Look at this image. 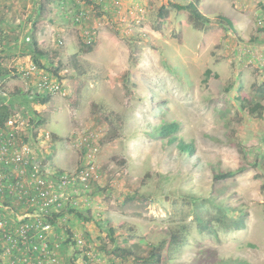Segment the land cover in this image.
<instances>
[{"label": "rangeland", "instance_id": "rangeland-1", "mask_svg": "<svg viewBox=\"0 0 264 264\" xmlns=\"http://www.w3.org/2000/svg\"><path fill=\"white\" fill-rule=\"evenodd\" d=\"M26 1L37 7L36 0ZM188 1L61 0L53 2L59 13L41 15L38 28L43 35L50 30L45 48L60 50L58 75L53 73L55 65L49 66L58 57L37 59L50 75L60 77L65 94L52 95L39 113L32 109L36 104L43 106L38 99L45 90L37 86L38 74L25 81L22 73L41 67L33 62L32 50L26 53L21 46L20 65L11 69L19 77L9 88H20L21 93L24 89L36 100L31 105L22 96L16 104L10 100L15 105L11 114L32 117V110L40 115L44 122L38 129L50 132L51 152L55 151L61 169L65 166L59 157L64 153L76 159L71 170L80 164L79 151L70 142L75 130L74 136H80L82 129L98 136L100 179L92 191L98 192V199L87 211L89 217L78 225L70 218L73 213L60 220L83 228L81 238L50 242V230L48 258L22 248L9 254L3 251L0 264L23 257L28 258L27 264H36L39 258L38 264H57L58 250L67 264H133L112 257L109 227L115 229L113 237L120 246L134 241L145 244L142 250L146 251L158 241L168 243V227L183 220L189 224L186 242L174 259L164 253L160 264H215L220 259L264 264V114L252 117L239 105L253 81H264V31H260L264 0H200V12L211 20L200 30L191 26L185 11L169 7L171 2ZM163 6L169 14L160 18L158 10ZM78 11L82 13L77 15ZM220 13L234 21V30L227 32L218 23ZM87 32L94 36V50L81 53ZM75 52L77 70L69 60ZM207 69L210 77L202 82ZM29 81L36 90L28 89ZM0 90H7L6 86L0 84ZM164 123L176 125L171 135L193 145L190 155L151 137L154 127ZM35 132L33 140H27L40 149ZM229 171L236 173L214 178ZM199 202H203L200 209ZM214 204L236 213L244 211V228L225 233L215 223L216 233L202 230L194 214H217Z\"/></svg>", "mask_w": 264, "mask_h": 264}, {"label": "built area", "instance_id": "built-area-1", "mask_svg": "<svg viewBox=\"0 0 264 264\" xmlns=\"http://www.w3.org/2000/svg\"><path fill=\"white\" fill-rule=\"evenodd\" d=\"M81 13L82 11H78L77 15ZM79 18L80 16L76 17ZM85 37L87 44L95 41L93 34L87 32ZM34 74L39 75L37 86L45 90L44 96L65 94L61 81L44 68L32 66L22 76L28 81ZM38 127L39 125H34L30 114L23 115L16 111L0 127V250L9 254L27 248L39 253L41 258H48L46 234L52 227L49 219L54 212L78 208L80 200L92 193L93 185L100 179L96 163L99 145L98 136L94 133L82 129L80 136H74V132L78 131L75 130L70 136V142L79 151L80 164L74 170L61 169L48 157L52 144L50 132ZM25 131L30 132L31 136H26ZM35 131V139L47 155H38V148L27 140H33ZM8 202L16 203V211L24 210L16 212L18 222H15L18 225L15 231L9 229L7 217L2 214L14 211ZM4 242L8 246H4ZM41 258L35 263L42 261ZM28 261L27 257H23L10 260L9 264H27Z\"/></svg>", "mask_w": 264, "mask_h": 264}, {"label": "trees", "instance_id": "trees-1", "mask_svg": "<svg viewBox=\"0 0 264 264\" xmlns=\"http://www.w3.org/2000/svg\"><path fill=\"white\" fill-rule=\"evenodd\" d=\"M61 0H38L39 4V12L40 14H43L45 12V9L47 5H49L52 2H59ZM199 2L200 0H189L188 2L184 4L179 3H170L169 7L178 11H185L188 15V18L190 20L191 26L196 29L200 30L203 29L204 25L210 24L211 20L202 14L199 9ZM264 10V8H262ZM169 14V8L167 6L160 7L158 10V16L165 17ZM218 17V23L224 27V30L229 32V30H234L235 23L231 20L226 14L220 13L217 14ZM260 28H258L259 30ZM264 28L260 29V31H264ZM36 36L34 32L31 33L30 36V42H28L30 49L33 52V62L37 64L39 67L43 68L42 64H40L39 60L37 58H45L46 60L50 61L53 58L58 57L57 63L50 62L49 66L52 67V65H55L53 67L54 74H58V71L60 70L61 66V54L59 53V49L56 50H49L45 48H41L39 44L37 43ZM94 50L93 43L92 44H81L79 47V51L81 53H87L92 52ZM50 58V59H49ZM69 60L72 63V68L76 67V63L78 60V54L75 52L69 56ZM210 70H205L204 72V78L202 82H206L207 78L210 77ZM57 76V75H56ZM59 77V76H57ZM60 78V77H59ZM229 88H226V91ZM249 92H246L241 98H239V105L241 110L246 111L248 115L255 117V118H261L264 114V81H261L260 83L257 81H253L249 86ZM23 96H30L28 92L21 93ZM51 97V94H47L46 96H42L38 99V103H45L49 101V98ZM32 99L36 100L32 97ZM11 108L4 104L0 103V127H2L8 117L11 115ZM32 113V119H34V125H39L44 122L43 119H41L40 115H37L35 112L30 110ZM38 117V118H37ZM176 130V125L164 123L162 125H158L157 127H154V129L151 131L152 136L154 138L164 139V142L170 146H174L176 149L179 150V152H182L183 154L190 155L193 152V145L187 142H184L183 140L179 139L177 136H172L171 134ZM111 139V138H110ZM236 172L229 171L226 173H220L215 174V179H225L228 177H231ZM261 187L264 188V184H261ZM212 197H217L212 196ZM211 197V198H212ZM211 198H208L209 200L213 201ZM217 199V198H213ZM200 200V199H199ZM204 201H207L206 199H202ZM191 201H194V197ZM203 202H199L198 208H202ZM215 205V204H214ZM216 206V205H215ZM219 211H217V214H211L210 217H206L204 213L196 212L195 218L198 221L199 225H201L202 230L206 229L207 231H210L211 233H216L215 223H218L221 227L224 228V232H231V231H237L244 228V223L246 221V213L244 211L242 212H234V211H228V208L221 206H216ZM197 208H195V202H193V213L195 212ZM214 215V216H213ZM179 223V222H178ZM177 225H170L168 227L169 231V238L168 243H166L165 240L158 241L155 244H150L148 249L146 251L142 250V246L145 244H140L138 242H126L127 246H120L118 242L114 239L113 234L115 232L114 228L109 227L107 236L113 243V246L111 250L109 251L112 255V257L120 259L122 261H132L133 264H160L163 259V254L167 256L169 260L174 259V255L179 253L181 250V246L184 245V243L187 240L188 235V223L183 220V224ZM128 232L132 233L133 230L131 228H128ZM215 264H240L239 261H229L228 260H217L215 261ZM204 263H209L207 261H204ZM211 264V263H210Z\"/></svg>", "mask_w": 264, "mask_h": 264}, {"label": "crops", "instance_id": "crops-1", "mask_svg": "<svg viewBox=\"0 0 264 264\" xmlns=\"http://www.w3.org/2000/svg\"><path fill=\"white\" fill-rule=\"evenodd\" d=\"M99 1L101 3L106 4L104 0H99ZM125 1L131 2L132 0H125ZM23 2L26 4L22 5L21 0H0V60H1L0 61V84L5 85L7 89L5 91L0 90V100L3 99L2 103L8 102V104H11L13 102L14 104H16L17 98L20 99V96H22L24 97L26 101L30 102V105H31L32 103H34L31 96H23V94L21 95L22 91L20 88H17V87L9 88L14 82V80L19 77L18 75L16 76L15 75L16 73L11 69H14L12 68L14 66L17 67L18 65H20L18 53H20L22 49L21 46H24L23 49L26 53H30L31 50H30L28 42H30V36L32 32H34L37 38L36 39L37 43L39 44L41 48H42V45L44 46L43 48H45V46H48L51 39H50L49 29H48L47 35H43L41 28H38L37 26L38 24H40L39 22H41V19H42L41 17L42 14H40L39 12L38 0L33 2L34 4H37V7H33L34 5L33 6L29 5V2L27 3L26 0H24ZM99 5L101 6V4ZM58 10L59 9L56 6V3L53 4L52 2L49 5H47L45 12H50V14H52L53 12L59 13L60 11ZM58 18H60L59 14H58ZM77 68H78V65H76V67L72 69L77 70ZM27 85L29 87L28 89L36 90V87L30 81ZM24 92H27V91L23 89V93ZM47 102L43 103V106L40 104L33 105L32 109H34L35 111L39 113L40 111L39 109L44 107L47 104ZM14 104L10 105V108L12 111H14L13 109L15 108ZM35 148L37 149V147ZM38 153H41L43 155L46 154V152L42 150L41 148L37 150V154ZM54 154H55V151H52L50 152V156L48 157L56 166L61 167L56 163V160H55L56 158ZM61 155L62 157L61 158L59 157V159L62 161V167L65 166L64 167L65 169L71 170V167L75 166L74 162L76 159L73 158L70 153H64ZM87 197L83 198V201H81L77 209L75 208L72 210L65 209V210H61L58 212H54L55 214H53V217H56V218H54L53 219L54 221L51 222L52 229L48 235L50 242H55L57 241L58 238H61L64 240L67 238V241H68L69 236H72L73 238L74 237L81 238L82 236H84L83 233L79 231V229L83 230V228L77 229L76 225H78L77 222L83 221L85 218L89 217L87 211L95 207L94 201L98 199V192L95 191V193L93 192V194L91 193ZM8 204L14 209V211L9 212V213H6V212H3V213L4 214L6 213L7 215L6 219L8 220L10 224L9 229L11 231H15L18 225V223H16L15 220L18 222L17 213L19 211H16L14 208V205H16V203L8 202ZM70 213H73V215L70 217L71 220L73 218V220L76 222V225L74 227L72 226V224L67 226L63 222H62L63 224L60 223V220L65 221L68 218ZM62 225H65L66 227L63 228L61 227ZM87 226H88V230L91 232L93 230L92 223L91 222L88 223ZM61 251L65 252L64 248ZM1 252L2 250H0V253ZM57 257H58L57 264H67L66 262L67 260L65 259V256L64 255L62 256L59 250L57 253Z\"/></svg>", "mask_w": 264, "mask_h": 264}]
</instances>
